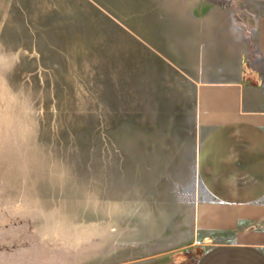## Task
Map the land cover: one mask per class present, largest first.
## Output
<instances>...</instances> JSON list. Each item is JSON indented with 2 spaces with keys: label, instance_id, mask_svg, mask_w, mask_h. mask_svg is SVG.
Instances as JSON below:
<instances>
[{
  "label": "rangeland",
  "instance_id": "374dc122",
  "mask_svg": "<svg viewBox=\"0 0 264 264\" xmlns=\"http://www.w3.org/2000/svg\"><path fill=\"white\" fill-rule=\"evenodd\" d=\"M263 2L0 0L32 103L0 135V264H195L199 58L251 45Z\"/></svg>",
  "mask_w": 264,
  "mask_h": 264
},
{
  "label": "crops",
  "instance_id": "0c3cea01",
  "mask_svg": "<svg viewBox=\"0 0 264 264\" xmlns=\"http://www.w3.org/2000/svg\"><path fill=\"white\" fill-rule=\"evenodd\" d=\"M251 43L199 58L191 214L204 248L195 264H264V9Z\"/></svg>",
  "mask_w": 264,
  "mask_h": 264
},
{
  "label": "bare ground",
  "instance_id": "6f19581e",
  "mask_svg": "<svg viewBox=\"0 0 264 264\" xmlns=\"http://www.w3.org/2000/svg\"><path fill=\"white\" fill-rule=\"evenodd\" d=\"M5 57L6 56L3 54L0 55V64L7 62ZM3 72L4 71L2 69L0 76L3 75ZM0 103L3 104V108L0 113V135L3 134L4 137H6L10 131L13 130L12 133L25 137V129L27 127H25V125L28 123V121H30L29 112L30 110L32 111L31 95H29L27 92H24L23 90H17V92L12 91L0 77ZM1 129L3 131H1ZM26 133L28 134L29 131ZM46 223V228L48 231H51L52 229L55 230L62 226L61 222L54 220L47 221Z\"/></svg>",
  "mask_w": 264,
  "mask_h": 264
},
{
  "label": "trees",
  "instance_id": "16d2710c",
  "mask_svg": "<svg viewBox=\"0 0 264 264\" xmlns=\"http://www.w3.org/2000/svg\"><path fill=\"white\" fill-rule=\"evenodd\" d=\"M214 2H216V0H213Z\"/></svg>",
  "mask_w": 264,
  "mask_h": 264
}]
</instances>
